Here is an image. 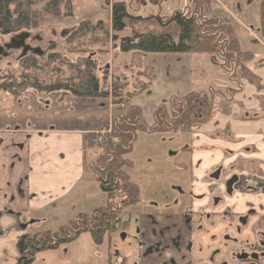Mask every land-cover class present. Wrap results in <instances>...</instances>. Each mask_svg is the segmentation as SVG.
<instances>
[{"label":"crops","instance_id":"obj_1","mask_svg":"<svg viewBox=\"0 0 264 264\" xmlns=\"http://www.w3.org/2000/svg\"><path fill=\"white\" fill-rule=\"evenodd\" d=\"M179 1L161 0L156 7L160 8L162 4H165L166 12L173 11L174 5L178 6ZM224 1L239 12L243 21L242 26L257 32L258 0ZM212 7L218 14L223 10L217 0ZM238 36L241 39L248 38L243 30H239ZM239 45L241 48L240 43ZM253 45L258 46L256 43ZM249 47L246 50L241 48V50L254 52L255 47ZM158 54L163 53L142 55L144 68L150 70L147 77L150 84L144 93L136 97L148 96V104L143 109L134 104L136 97L131 101V105L140 109L146 127H153L154 110L167 104L170 99L174 97L181 99L191 92L207 93L210 90H200V84L192 87L189 83L182 85L179 82L177 83L180 88H177V84L168 77L169 74L160 69V65L150 60ZM170 55H178L180 60L185 61L184 73L186 74L191 69L192 55L202 54ZM260 55L264 57V52ZM138 56L141 54L132 53V58H137V64L140 65ZM208 62L212 64V60ZM251 72L254 77L240 79L242 89L233 99L240 102L239 107L230 105L233 114L231 116L236 120L232 121L231 116L218 113L214 119L220 122L217 127L212 122L200 126L192 135L189 134L191 142L178 149L179 152L181 148L185 149L183 153L188 158L184 161L191 172L199 170L200 173L197 174L201 178L217 164L227 165L232 162L236 151H240L237 155L243 159L255 157L257 167L248 170L264 177V68ZM114 73L118 71L114 70ZM157 77L165 80V84L171 85L170 88L165 87L161 94L155 92L154 85ZM224 85H232V82L227 79L217 89L222 90ZM137 102L140 103V100ZM111 106L105 99H86L65 93H30L28 97L16 103H12L7 98L5 104L0 107V264H16L19 257L16 242L21 236L34 237L44 232L53 234V232L72 227V220L64 221L67 214L66 208L82 206L81 202H73L77 198L70 199L77 196L79 192L78 197L83 198L84 187L89 181H86L87 177L89 173L94 175L92 165L100 152L98 147L86 155L87 149L92 147H86L85 137L111 122L114 116ZM225 123L230 125V129H223ZM215 133H219V137L214 135ZM222 134H229L237 140V143L225 141ZM245 147L247 149H243ZM88 167L91 172L88 171ZM97 186V190L101 192V201L90 210L89 214L103 207L106 201V195L98 183ZM204 189L203 185L202 190ZM237 189L239 186H234L232 197L226 200L224 205H227L230 210L237 211V214L244 212L247 207L256 208V215L260 213L259 199L255 195L245 191L240 192ZM251 197L253 199L248 200ZM203 202L204 200H195L193 204L201 205ZM221 209L222 207L210 215V224V221L205 223L208 229L205 239L207 256L210 253L214 254L218 262L224 260L233 248L221 247L220 244L218 246L216 239L211 238L213 235L217 238V234L211 229H223L219 231L222 235L224 229L229 226L228 222L236 224L237 215H234L232 219L228 216L220 217ZM262 212L264 213V208ZM78 218L77 222L80 220ZM261 221L262 216L251 217L246 224H242L239 242H244L245 239L252 240L254 227L261 226ZM109 251L110 247L108 242L107 244L104 242V235L101 243L96 244L90 232L85 230L80 231L74 239L66 243H59L54 248L47 247L44 251H36L31 264H112L113 256Z\"/></svg>","mask_w":264,"mask_h":264},{"label":"trees","instance_id":"obj_2","mask_svg":"<svg viewBox=\"0 0 264 264\" xmlns=\"http://www.w3.org/2000/svg\"><path fill=\"white\" fill-rule=\"evenodd\" d=\"M111 2L110 30L102 21L94 24L91 19H86L64 31L66 43L89 38L86 45H82L78 51H70L77 55V60L65 62L56 53L50 54L44 60L26 55L18 62L20 66L18 72L9 70L0 72V93H5L12 103H16L24 92L34 91L44 94L65 93L86 99H107L110 96L112 105L116 107L120 103L126 105L125 114L118 116L117 112L113 116L110 132L102 136V143L98 145L99 155L92 165L94 177L106 195V205L93 210L86 217H79L80 220L66 230H59L53 234L44 232L34 237L21 236L16 242L19 254L16 264H31L36 251H44L47 247L54 248L59 243H66L74 239L80 231H89L96 244L101 243L105 233L126 231L128 221H123L121 215L125 214L126 208L136 205L140 196L139 186L131 181L128 175V170L133 164L126 156L133 144L131 143L133 133L136 130L149 133L163 128L171 132L191 134L200 124L207 123L219 106L213 99L208 100L212 89L208 93L191 92L181 99H170L168 102L170 117L166 115L164 105L156 108L153 113L155 122L153 127H146L140 109L131 105L130 100L147 85L141 89L130 90L127 81L123 82L117 73H113L110 91H102L108 84V73L107 78L105 75L99 76L96 73L94 58L84 56L92 51L91 47L113 41L112 53L115 55L120 51L141 55L149 53L209 55L212 63L220 66L227 79L234 81L235 84H240L239 78L254 77L245 67V63L252 60L254 52L241 50L240 41L235 35V22L227 15L223 17L216 13L212 7L213 0H180L177 8H173L167 18H160L156 13L157 11L159 13L161 8L156 7L161 0H148L156 10L154 13H148L145 7H141L142 12H147L144 16L138 12L130 14L126 0ZM140 3H144V0H137L136 8ZM37 5H42V13L35 8ZM257 13L259 26L256 31L264 41V0H258ZM42 14L50 15L57 22H62L65 18L73 16L71 2L0 0V34L12 36L22 31L37 30L43 21ZM125 29H128L129 35L120 37L119 32ZM250 39L256 43V40ZM98 51L103 52V49L99 48ZM61 66H65L71 75L64 77L63 72H57ZM40 75L52 78L45 81ZM206 105L208 109L204 108ZM117 110L119 111L118 107ZM85 143L86 147L94 146L91 134L85 137ZM36 240L40 242V246ZM42 241L49 245L45 246Z\"/></svg>","mask_w":264,"mask_h":264},{"label":"rangeland","instance_id":"obj_3","mask_svg":"<svg viewBox=\"0 0 264 264\" xmlns=\"http://www.w3.org/2000/svg\"><path fill=\"white\" fill-rule=\"evenodd\" d=\"M69 1L71 2L73 10V16L71 18H65L62 22H57L50 15L42 14L43 21L40 28L30 32L32 36L36 35L40 37L41 41H33L30 39L28 41L29 44L32 47H39L44 52L47 51L46 54L41 57L33 55L38 59L44 60L50 54L56 53L60 55L65 62L77 60V55L70 53V51H78L82 45H86L89 38L87 37L79 41L66 43L64 31L70 29L72 25L81 22V20L91 19L90 21L94 24L97 21H102L110 30V4L112 0ZM126 1L130 14H137L138 12L140 15L144 16L147 12L154 13L156 10L155 7L149 4L148 0H144V3H140L137 8V0ZM217 3L220 5L221 9L231 12L232 16H234L232 17L228 12L224 13L221 11L219 13L223 17L226 15L229 16L235 22V35L240 41L241 48L243 50L250 48L249 46H253L254 48L255 44L253 45L250 39L253 38L255 34L254 30L252 28L246 30V28L239 25V23H243V21L239 12L235 10L234 7L227 4L224 0H217ZM141 7H145L147 12H142ZM35 8L42 13V5H37ZM176 8L177 5L175 4L174 9ZM166 10L167 6L162 4L159 11L161 15L158 11L156 12L158 17L167 18L169 16V11L166 12ZM239 30H243L244 33L247 32L248 34L251 32V35L249 34L248 38L241 39L238 36ZM118 35L120 37L129 35L128 29L119 32ZM10 37V35L0 34V45L8 42ZM48 42L52 45L50 48L47 45ZM77 43L78 45H76ZM113 44V41H108L103 45L99 43V45L91 47L90 50L92 51L88 54H84V56L94 58L96 62V73L99 76L105 75V78H107V73L112 75L114 70L118 71L117 75L121 77L123 82L127 81L130 90L134 91L141 89L147 85L145 89L140 90L138 95L144 93L150 84V80L147 78L150 70L144 68V63H142L144 56H138L141 61L139 65L137 64V58H132V53L130 52L120 51L116 55L112 53ZM257 45L254 52L263 54L264 47L258 43ZM99 48H102L103 52H99ZM16 56L17 53L15 51L7 57L3 58L0 56V72L6 70L18 72L20 66ZM177 56L158 54L157 57H151L150 59L151 61L153 60L155 64L160 65V69L165 73L167 72L169 74L168 77L177 84V88H180L179 83L182 85L189 83V86L192 85V87L200 84V90L208 91L209 89L216 90L217 87L226 82V73L220 66L208 62V60H211L209 55H192L193 60L190 64L191 69H189L186 74L184 73L185 61L180 60ZM255 60L253 56L251 61L245 63V67L254 70L264 66H257V61ZM60 71L63 72L64 77L71 75L70 71L66 69L65 66H61L57 72ZM40 78L49 81L52 76L40 75ZM220 81H222L221 84ZM232 85L234 87L233 83ZM154 86L157 94H161L160 92L164 91L165 87L166 89L171 87L169 83L165 84V80L158 77ZM30 93L37 92L26 91L21 95L20 99L28 97ZM0 96L6 99L8 98L5 93H0ZM213 97L215 102L223 101L217 93H215ZM132 99L130 100V104ZM106 100H108V98ZM138 100H140V103L137 102ZM148 100V96L136 97L134 104L136 103L137 106L145 109ZM163 105L166 107V115L170 117L171 113L168 104ZM110 108L113 115L119 112L115 105ZM204 108L208 109V106L206 105ZM123 114H125V111H122V115ZM214 116H217V114L214 113ZM132 142L131 150L126 156L133 164L131 169L128 170V175L130 180L139 186V199L142 203L139 207L126 208L125 214L121 215L123 221H128L127 231L122 232L118 230L116 233L104 234V242H106V244L108 242L110 254H112L114 258L115 252H117L123 258L124 262L133 261L134 264H209L207 262V245L205 243L208 229L206 224L202 223L201 229L197 230V217L191 213L189 208L186 210L185 214L164 215V212H160V210L159 215L142 212H140L139 215L137 214V209L140 208L144 211H148L146 207L151 200H193L194 197H197L204 191L202 190L203 185L208 191L206 186V181L209 180L208 178H201V176L198 175L200 173L199 170L193 172V175H191L189 167H187L186 170L181 167L186 164L184 160L188 158L187 155L184 156L183 152H179L176 156L171 155L172 152L174 153L180 147L183 148L184 145H188L191 142V135L171 132L163 128L150 131L149 133L144 130H136L135 133H133L131 143ZM91 147V149H87L86 155L92 149L98 148V146ZM180 163L182 164L177 169L176 165ZM104 168L106 169L107 167ZM88 171L91 172L89 167ZM86 181H88V183L84 187L83 198L78 197L79 192L77 196L70 199L73 200L77 198V200H73V202H81L82 206H70L66 208L67 214L66 217H64V221L72 220V225L77 222L76 219L78 217H85L87 214L90 215V210L100 204L101 201V192L97 190L98 182H96L94 175L89 173ZM200 191L202 192L199 193ZM106 202L107 200L104 205H106ZM141 218L142 220H140ZM64 229L66 230L67 228ZM123 234L125 237L121 238ZM192 237L196 239L198 244L191 245L190 239ZM108 238L110 240H108ZM226 238L227 237L224 236L222 241H226ZM138 243H140V246ZM189 247L190 251H188ZM198 248H200V251L196 253ZM194 261H196V263ZM214 261H216V258Z\"/></svg>","mask_w":264,"mask_h":264},{"label":"flooded vegetation","instance_id":"obj_4","mask_svg":"<svg viewBox=\"0 0 264 264\" xmlns=\"http://www.w3.org/2000/svg\"><path fill=\"white\" fill-rule=\"evenodd\" d=\"M30 39H32L33 41H39V42L41 41L40 37L36 35L32 36L30 34V37L26 40L27 44H29L28 41ZM47 45L49 46V48L52 46L49 42L47 43ZM14 51L17 53L16 59L19 61L21 59V57L18 58V55L21 52L20 49L9 50L8 55L13 53ZM46 52L47 51H45L44 54H46ZM240 79L241 78H239V82ZM232 83L234 84V87L233 85H224L222 90L220 89L212 90L208 98L209 101L211 99H213L214 101L213 96L215 93L219 94V96L223 99V101L218 102L219 106H217L218 108L215 110L214 112L215 114L222 113L224 116H231L233 114L231 112L230 105H236L239 107L240 102L238 100L233 101V99H235V95L241 91L242 85L237 83L235 84L234 81H232ZM201 108L202 107L200 105L199 109ZM230 118L232 121L236 120L235 117L233 116H231ZM214 119L215 117L212 116V118L207 123L212 122V124L215 127H217L220 122ZM207 123L200 124L195 130H197L200 126L205 125ZM223 129L226 130L230 129V125L225 123L223 125ZM192 134L193 133H191V135ZM214 135L219 137V133H215ZM222 137L225 141H233L234 143H237V140L232 138L229 134H222ZM243 149H247V148L245 147ZM180 152H184L182 148ZM239 153L240 151L238 152L236 151L234 153L235 156L232 158V162L228 163L227 165L217 164L207 174H204L203 177L209 179L206 181V186L208 191L205 188L204 192L200 194L201 197L200 195H198L197 197H194L193 200H170V201L151 200L146 207L148 211H144L142 208L140 209L136 208L137 214L139 215L140 212L150 213L153 215H159L160 212H164V215L185 214L186 210L189 208L191 213H193L194 216L197 217L196 227L198 230L201 229L202 223H207L208 221H210V215L212 213H216L217 211H219L218 209H220L221 207L222 209L219 212L220 217L228 216L229 219H232V217L237 214V211L235 212L233 209L230 210V208L227 207V205H224V203L226 200H229L232 197L234 186L235 187L239 186V189H237L238 191L240 192L245 191L247 193H250L251 195H255V197L259 199L258 202L261 212L256 215L257 213L256 208L247 207L248 209L246 208L244 212L236 215V224L232 222H228L229 226L224 229L222 235L219 231L223 229L212 228L211 231L217 234L218 239L215 237V235L211 236L213 240L217 239L215 241L216 244L218 246L220 244L221 247L231 246V248L233 249L228 254V256H226L224 260H222L221 262L214 261L215 255L210 253L207 262L209 264H264V213L262 212L264 208V197H262V195H264V177L261 174L259 175L256 172H251L248 170L257 167V160L255 157L249 159H243L240 155H237ZM177 154H179V150L175 151L174 153L172 152L171 155L176 156ZM181 164L182 163L176 165L177 169ZM181 167L186 170V168L189 166L186 163ZM189 171L190 174L193 175V172H191V170ZM248 180H256L258 183V188L253 187L251 182H246ZM198 197L200 198L198 199ZM252 199L253 197L249 198L248 200H252ZM195 200H204V202L201 205H194L193 202ZM141 203H142L141 200L138 199L137 204L132 205V207H139ZM260 216H262V221H261L262 225L261 226L255 225L252 240L245 239L244 242H239L241 225L246 224L247 220H249L251 217L254 218ZM142 218L140 220H142ZM210 223L211 221L209 222V224ZM219 225L220 224H218V226ZM257 228H261V229H257ZM224 236L227 237L226 241H222V238ZM190 242L191 245L198 244L196 239H194L193 237L190 239ZM138 245L140 246V243H138ZM188 251H190V247L188 248ZM199 251L200 248H198V251L196 253H198ZM194 262L196 263V261ZM130 264H134V262L130 261Z\"/></svg>","mask_w":264,"mask_h":264},{"label":"water","instance_id":"obj_5","mask_svg":"<svg viewBox=\"0 0 264 264\" xmlns=\"http://www.w3.org/2000/svg\"><path fill=\"white\" fill-rule=\"evenodd\" d=\"M30 37V32L28 31H22L20 33L14 34L10 37L9 41L4 43L3 45H0V56L1 57H7L9 50H21L19 57H24L27 54L31 55H37L39 57L44 55V51H42L39 47H31L29 44L26 43V40ZM70 238V236H69ZM121 238H124V234L121 235ZM38 242V240H36ZM39 246H40V242ZM42 243L45 244V246H48L49 244L42 241ZM31 246H33V240L31 241ZM28 251V250H27ZM28 259V257L26 256Z\"/></svg>","mask_w":264,"mask_h":264},{"label":"built area","instance_id":"obj_6","mask_svg":"<svg viewBox=\"0 0 264 264\" xmlns=\"http://www.w3.org/2000/svg\"><path fill=\"white\" fill-rule=\"evenodd\" d=\"M262 59H264V58H262ZM256 65L257 66L262 65V61L260 60V58H259L258 62L256 63ZM102 91H110V80H108L107 86L102 88ZM4 103H5L4 97L0 96V107L3 106ZM118 106L121 109H125V105L122 104V103L118 104ZM110 129H111V127L109 126L107 128H102V129H99V130H96V131L92 132V134H91V142H92V144H94V145L101 144L102 143V136L104 134H108L110 132ZM246 182H251L253 187L258 188V183H257L256 180H248ZM113 264H127V263L123 262V259L121 258V256L116 255L114 257Z\"/></svg>","mask_w":264,"mask_h":264}]
</instances>
